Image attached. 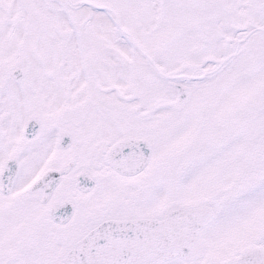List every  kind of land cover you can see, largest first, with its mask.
<instances>
[{"label":"snow or ice","instance_id":"6c2138e0","mask_svg":"<svg viewBox=\"0 0 264 264\" xmlns=\"http://www.w3.org/2000/svg\"><path fill=\"white\" fill-rule=\"evenodd\" d=\"M0 264H264V0H0Z\"/></svg>","mask_w":264,"mask_h":264}]
</instances>
